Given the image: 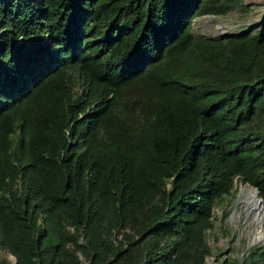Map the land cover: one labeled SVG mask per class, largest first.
<instances>
[{
  "label": "trees",
  "instance_id": "16d2710c",
  "mask_svg": "<svg viewBox=\"0 0 264 264\" xmlns=\"http://www.w3.org/2000/svg\"><path fill=\"white\" fill-rule=\"evenodd\" d=\"M234 7L248 9L0 0L1 251L16 264H203L235 177L264 208V13L219 37L190 25ZM223 264H264V245Z\"/></svg>",
  "mask_w": 264,
  "mask_h": 264
},
{
  "label": "rangeland",
  "instance_id": "374dc122",
  "mask_svg": "<svg viewBox=\"0 0 264 264\" xmlns=\"http://www.w3.org/2000/svg\"><path fill=\"white\" fill-rule=\"evenodd\" d=\"M242 2L248 5L245 11L234 7L224 14H200L192 17L190 20L192 33L219 37L228 32H235L262 17L264 0H242ZM249 189L256 193L254 187L235 177L230 192L212 206L211 225L205 231L210 253L205 257L203 264H223L230 258L241 259L251 246L264 245L262 204L254 200L257 209L252 214L245 210L246 203L242 202L244 192ZM0 257L7 260L6 264H12V255L9 253L0 250Z\"/></svg>",
  "mask_w": 264,
  "mask_h": 264
},
{
  "label": "bare ground",
  "instance_id": "6f19581e",
  "mask_svg": "<svg viewBox=\"0 0 264 264\" xmlns=\"http://www.w3.org/2000/svg\"><path fill=\"white\" fill-rule=\"evenodd\" d=\"M243 197L244 198H243L242 202L246 203V207L247 208L245 210H247L248 213H252L254 210L257 209V205L254 203V200L255 201L257 200L256 202H258V203L260 201H259V197H258V195L256 193H254L251 189H249V190L244 192V196Z\"/></svg>",
  "mask_w": 264,
  "mask_h": 264
},
{
  "label": "water",
  "instance_id": "95a60500",
  "mask_svg": "<svg viewBox=\"0 0 264 264\" xmlns=\"http://www.w3.org/2000/svg\"><path fill=\"white\" fill-rule=\"evenodd\" d=\"M255 190H256V193H257V195H258V197H259V201H260V203H261V199H260V196H259V192H258V190L255 188ZM12 264H16V260H15V258H14V256H12Z\"/></svg>",
  "mask_w": 264,
  "mask_h": 264
},
{
  "label": "clouds",
  "instance_id": "9594fccd",
  "mask_svg": "<svg viewBox=\"0 0 264 264\" xmlns=\"http://www.w3.org/2000/svg\"><path fill=\"white\" fill-rule=\"evenodd\" d=\"M255 188V187H254Z\"/></svg>",
  "mask_w": 264,
  "mask_h": 264
}]
</instances>
